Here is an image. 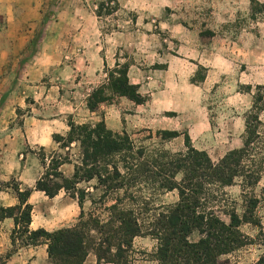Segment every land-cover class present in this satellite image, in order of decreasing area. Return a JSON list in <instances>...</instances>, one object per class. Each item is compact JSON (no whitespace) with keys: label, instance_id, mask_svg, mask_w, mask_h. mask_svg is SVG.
Here are the masks:
<instances>
[{"label":"crops","instance_id":"0c3cea01","mask_svg":"<svg viewBox=\"0 0 264 264\" xmlns=\"http://www.w3.org/2000/svg\"><path fill=\"white\" fill-rule=\"evenodd\" d=\"M48 1L0 0V264H52L47 244L22 246L18 241L13 245L15 219L1 218V210L21 205L12 187L14 183L22 192L31 191L28 204L32 206V232L75 229L82 221V214L83 221L93 218L105 223L111 216L109 208L117 204L118 197L123 200L122 210L138 211L125 206L126 201H131L129 193L116 196L106 206L110 196L102 199L104 191L97 180L78 184V189L86 192L83 204L77 195L74 197L64 189L54 198L36 190L55 158L69 157L71 162L63 164L59 172L65 180L75 177L81 158L80 144L64 149L54 139L55 136L67 138L70 121L93 127L104 123L108 130L119 134H129L137 128L151 132L184 130L193 148L207 153L218 164L230 153L244 149L247 122L256 114L258 98L262 96L264 101V17L260 14L252 21L253 30L231 39L213 32L205 42L207 39L200 33L183 34L177 51L178 59L184 63L179 76L168 62L162 82L155 84L146 71L131 65L130 83L139 87V93L148 97V102L138 106L116 97L112 103H104L92 112L88 100L95 89L108 84V71L116 68V54L123 46L122 37L127 35L117 32L104 35L97 27L98 22L90 20L88 11L83 10L85 1L91 0H60L52 15L54 19L43 28L33 54L29 43L36 29L42 26ZM100 1L136 11V25L148 20V5L152 6L153 2ZM213 1L222 4L213 11L218 16L216 24H234V14L250 12L252 7L251 0ZM256 1L264 4V0ZM188 37L192 42L186 41ZM199 67L207 70V77L201 85H194L191 80ZM169 77L181 82L169 85L165 83ZM139 109L148 113L144 114L148 117L144 121L137 120ZM259 119L261 143L252 156L254 169L258 166L257 154L264 157V111ZM181 139L184 143V136L175 140ZM263 180L264 166L256 187H262ZM172 193H177L176 202L161 207L179 202L177 191L165 196ZM254 197L259 201L255 216L264 232V214L259 211L263 203L259 196ZM96 201L104 203V215L94 212ZM243 209L241 213L236 210L240 218L245 214ZM220 215L223 221L230 222L226 213ZM240 230L253 240L260 233L258 227L249 223ZM88 234L92 249L84 264H111L98 260L94 250L100 241L98 232L90 228ZM199 240L197 232L190 238L193 243ZM157 247V240L150 236L135 238L130 252L133 264H158L154 258ZM236 253H243V257L234 262ZM236 253L227 257L232 264H257L264 255V245L260 242Z\"/></svg>","mask_w":264,"mask_h":264},{"label":"trees","instance_id":"16d2710c","mask_svg":"<svg viewBox=\"0 0 264 264\" xmlns=\"http://www.w3.org/2000/svg\"><path fill=\"white\" fill-rule=\"evenodd\" d=\"M251 2L255 15L264 14V4L256 0ZM107 5L106 2L99 5V17L107 10ZM52 15L53 11L44 15L43 28L51 21ZM41 36L42 32L30 42L29 49L33 54ZM130 67V64H117L115 69L108 71V84L95 89L88 100L90 111L96 112L102 104L112 103L116 97L126 98L138 106L148 102V97L139 93V87L130 83ZM206 77L207 70L199 67L191 83L201 85ZM263 111L264 101L260 96L256 103V114L247 122L244 149L230 153L218 164L213 163L207 153L195 150L187 133L156 132L160 144L184 136L185 151L171 153L155 144H149L148 148L138 147L129 134L114 133L104 123L93 127L70 121L67 138L55 136L54 139L64 149L74 143L80 144L81 158L75 177L70 181L65 180L59 172L63 164L71 162L69 157L55 158L38 181L36 190L54 198L64 189L74 197L77 195L83 204L86 192L78 189V184L82 182L97 180L104 191L102 199H105L110 195L118 197L127 194L138 180H148V186L162 195L177 191L179 202L157 210L148 208V217L144 219L138 211L122 210L120 205L123 200L118 197L117 204L109 208L111 216L105 223L93 218L83 221L82 214V221L75 229L55 233L42 230L32 232V206L28 204L31 191L22 192L19 185L14 183L12 187L21 205L1 210V218L15 219L13 245L18 241L22 246L47 244L52 264H84L92 249L88 233L93 228L100 235V241L94 248L100 263L133 264L130 256L133 241L147 235L158 242L154 256L158 264H232L227 259L229 255L260 242L264 245L261 222L255 216L259 201L255 197L246 198L245 214L240 218L236 210L230 212L216 207L214 195L218 189L233 186L237 178H241L248 188H254L259 183L264 160L254 169L252 153L261 143L262 124L259 116ZM148 140H153V134ZM220 212L228 215L229 223L223 221ZM246 223L260 229L256 240L241 232V226ZM196 232L200 240L193 243L190 238ZM257 264H264V255Z\"/></svg>","mask_w":264,"mask_h":264},{"label":"rangeland","instance_id":"374dc122","mask_svg":"<svg viewBox=\"0 0 264 264\" xmlns=\"http://www.w3.org/2000/svg\"><path fill=\"white\" fill-rule=\"evenodd\" d=\"M59 1L49 0L47 7L44 9V14L50 11L54 13ZM152 1V6L148 5V20H145V24L140 25H136L138 17L136 11L120 8L114 2H106L108 4L106 6L107 10L103 11L102 17L98 16V9L99 5L105 3V1H85V8L83 10L88 11L90 20L98 22L97 27L104 35L116 32L127 35L122 37L121 42L123 46L118 49L116 54L118 64L121 66L125 64L136 65L138 68L146 71L147 76L155 84L162 82V75L166 70L168 62H171L176 76H179L182 71L184 63L178 59L177 51L179 45L182 43L179 40L183 34L200 33L207 39L205 42L208 41L213 32L219 36H227L228 39H231L246 30H253L254 25H252V21L257 17L251 7L250 12L240 11L238 14H234L236 17L234 24H216L215 18L218 19V16H215L213 11L215 7L218 8L222 5L221 2L216 3L213 0ZM164 4H167L168 7H164ZM227 15L230 16L231 13ZM261 16L264 17V14ZM52 19L54 17L51 16ZM42 31V26L37 28L32 40ZM186 41L192 42V39L188 37ZM166 82L169 85H174L181 81L179 79L177 82L175 78L169 77L168 80H165ZM139 110L137 120L144 121V114L148 113L144 109ZM145 118L148 117L146 116ZM156 132L137 128L134 132L129 133V135L138 147L145 146L148 148L149 144H155L171 153L185 151L183 139L160 144V141L156 138ZM182 133H185V131L182 130ZM151 134H153V140H148ZM252 155H255V153L253 152ZM263 158L258 157L257 154L258 164L261 163ZM241 181V178H237L234 186L223 190H216L218 193L214 195L216 197V207L230 212L237 210V212L241 213L246 206V198L250 199L251 197L259 196L263 203L259 211L264 214V180L262 187L259 188L245 187ZM128 193L131 201H126L125 206H132L131 208L138 210L144 219L148 217V208L157 210L161 206L171 205L177 200V193L165 196V194L162 195L157 191H153L152 187L148 186V180H138ZM115 198L116 195H110L106 200V206L111 205ZM104 208L103 202L96 201L93 210L98 215H104ZM261 240H264V238ZM242 257L243 253H236L233 261H239Z\"/></svg>","mask_w":264,"mask_h":264}]
</instances>
